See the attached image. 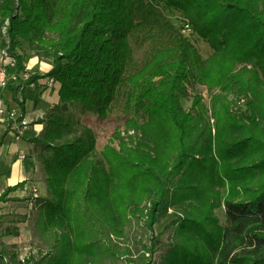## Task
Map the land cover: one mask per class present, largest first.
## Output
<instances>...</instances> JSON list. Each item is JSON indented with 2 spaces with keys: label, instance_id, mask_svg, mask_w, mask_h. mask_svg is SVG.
I'll list each match as a JSON object with an SVG mask.
<instances>
[{
  "label": "trees",
  "instance_id": "16d2710c",
  "mask_svg": "<svg viewBox=\"0 0 264 264\" xmlns=\"http://www.w3.org/2000/svg\"><path fill=\"white\" fill-rule=\"evenodd\" d=\"M156 1L182 13L212 48L208 59L190 43L174 42L126 77L139 0H0L3 34L18 72L26 68L16 52L23 44L53 63L27 86L54 79L60 105H82L104 119L117 87L127 83L124 123L137 128L129 116L135 111L145 121L164 119L169 130L160 152L107 146L99 157L92 129L84 127L71 139L65 107H57L62 113H51L42 134L29 140L45 152L50 196L36 200L44 230L59 232L66 248L74 235L72 249L83 255L82 239L123 237L131 217L142 218L144 229L153 232L174 208L178 242L164 264H264V0ZM192 84L218 92L212 97L215 134L210 130L204 139L208 148L194 142L195 117L181 105ZM201 101L196 97L194 107ZM20 106L25 116L24 102ZM194 163L202 179L190 174ZM216 170L229 184L222 199L216 190L221 175L206 180ZM23 186L7 189L0 204ZM221 206L225 224L216 215ZM143 250L140 264H150L152 245ZM7 256L0 250V264H7Z\"/></svg>",
  "mask_w": 264,
  "mask_h": 264
},
{
  "label": "rangeland",
  "instance_id": "374dc122",
  "mask_svg": "<svg viewBox=\"0 0 264 264\" xmlns=\"http://www.w3.org/2000/svg\"><path fill=\"white\" fill-rule=\"evenodd\" d=\"M136 26L130 33L129 41L133 48L132 59L126 67V77L132 76L140 72L147 63L153 58L155 52L162 47L172 46L174 42H188L194 46L199 55L204 59H208L213 50L210 45L200 38L187 23L182 13L173 8L167 7L163 2L156 0H139L135 11ZM189 25V29L186 27ZM4 26L0 19V66L6 65L12 58V54L8 47L9 40L3 34ZM26 67L30 66L31 60L38 61L35 67H32L31 74L43 77L46 71L50 69L48 64L52 65L51 60L41 58L32 51L27 44H23L17 49ZM243 66H240L242 68ZM251 68L250 65L247 66ZM42 79V78H41ZM40 80V79H39ZM27 82L21 81L25 85V89L21 91L17 88H8L0 91L2 98L8 105V108H15L22 113L20 103L34 105L33 119L28 120L30 126L25 130L23 135L19 134L18 125L8 126L5 136L12 133L13 141L11 144L20 143L25 148L19 149L17 155L19 160L29 165L33 170L31 177L24 182V186L16 192H12L7 197V201L0 204V250L8 253L7 264H14V257L17 261L27 262L29 259L31 264H140L141 254L144 252L143 246L151 247L152 252L146 255L150 264H164L171 246L178 242L176 239V228L173 222L177 219L174 208L169 209L167 214L163 216L159 223L154 226L153 232L146 231L143 219L132 218L128 221L125 235L123 237H114L109 241L100 243L104 235L82 239L80 246L87 249L86 252L79 255L72 249L74 235L70 236L66 248L63 236L59 233H51L44 230V220H41V210L36 206V200L49 198V189L46 182V173L42 157L45 152L42 146L37 143H31L29 140L38 137L45 129L47 121L51 119V113H62L56 110L57 107H65L63 111L64 119L71 123L72 129L70 138L82 133L84 127L92 129L96 137V150L98 156L107 146H115L118 150L123 146L138 147L140 150L155 153L163 149V141L169 137L164 119L156 118L151 121H145V118L135 111H131L129 116L138 122L137 128L128 126L124 123V117L128 115L127 96L129 86L127 83L120 84L113 97L107 116L100 119L98 114L89 111L82 105L62 106L57 102V93L55 88H50L47 82H37L36 85L27 86ZM28 88L33 89V93L26 97ZM48 89L51 93L49 102L54 103L47 112L41 111L38 102L40 91L45 92ZM7 94V95H6ZM218 94L217 91H209L206 87L192 84L188 86L187 93L181 97V105L186 112H191L195 117V135L194 142L198 146L208 148L210 142L207 139L209 131L215 134V120L213 118L212 97ZM6 97H10L6 98ZM196 97H202L201 104L194 107ZM234 95H229L228 99L233 101ZM57 103V104H56ZM37 124H41V132ZM30 133V134H27ZM25 135V136H24ZM26 135L32 138H25ZM20 137V139H17ZM26 140L27 142H24ZM4 141V139H3ZM3 141L1 143L3 144ZM0 143V145H2ZM29 143V144H28ZM214 147V145H213ZM24 157V159H21ZM203 159V155L196 156ZM194 167L190 169V174L202 179L199 171V164L194 163ZM221 177H219V175ZM223 179L220 171H215L212 177H206L207 182L211 183L214 177ZM217 181V179H216ZM216 190L219 191L221 199L229 184L226 181L217 182ZM38 190L35 197L33 189ZM38 198V199H37ZM216 215L222 224L226 219L222 206L216 210ZM86 228V226L84 225ZM154 237V240H152ZM93 242V245L91 243ZM109 248V251L108 249ZM133 261V262H131Z\"/></svg>",
  "mask_w": 264,
  "mask_h": 264
},
{
  "label": "crops",
  "instance_id": "0c3cea01",
  "mask_svg": "<svg viewBox=\"0 0 264 264\" xmlns=\"http://www.w3.org/2000/svg\"><path fill=\"white\" fill-rule=\"evenodd\" d=\"M34 60V59H33ZM31 60L30 66L35 67L36 63L38 64V61ZM33 62V63H32ZM50 69L46 71V74L49 73L52 70V65L48 64ZM30 67V68H32ZM45 75V74H44ZM42 75V76H44ZM48 78H42L38 80L39 82H47ZM37 81V82H38ZM37 82L34 84L36 85ZM53 88H55V91L57 93L56 100L59 102V96H58V90H59V85L56 84ZM45 92L40 91V95H38V102H39V107L40 110L43 111H48L52 106H54V103H50L49 99L51 96V93L48 89H45ZM33 89L28 88L26 91L25 96L29 97L30 94L33 93ZM1 94V93H0ZM7 95V94H6ZM9 98L10 97H6ZM26 103H24L25 108H26V114L25 118L27 120H32L33 117V111H34V105L32 104L31 106L28 105V98H26ZM57 104V103H56ZM35 126H38L39 128L42 126L41 124H37ZM8 127L6 126H1L0 127V143L3 141V144L0 145V196L9 188L15 187L16 185L26 182L32 175L33 170L30 168L29 165H26L24 162L19 160V156L17 155L19 149H24L25 147L20 144V143H15L11 144L13 141L12 133L10 132L5 136V131ZM40 129H36L37 132H41ZM30 134V133H27ZM25 136V135H24ZM27 139L32 138L29 135H26ZM24 142H27L24 140ZM29 144V143H28Z\"/></svg>",
  "mask_w": 264,
  "mask_h": 264
},
{
  "label": "built area",
  "instance_id": "2783aa9c",
  "mask_svg": "<svg viewBox=\"0 0 264 264\" xmlns=\"http://www.w3.org/2000/svg\"><path fill=\"white\" fill-rule=\"evenodd\" d=\"M186 27L188 29L190 28L188 24H186ZM17 69V62L13 58H11L6 65L0 66V91H4L10 87L12 88L14 85L18 86L21 91L25 89L26 86L22 85L21 81L25 83L30 80L32 68L26 67L22 72H18ZM56 84L54 79L47 80V85H49L50 88H53ZM14 123L18 125L20 135H23L25 130L30 126V123L21 112L17 111L15 108L9 109L5 101L0 98V127H8L14 125ZM17 139H20V137H17ZM21 159H24V157H21ZM33 192L35 193V197H38V190L36 188L33 189Z\"/></svg>",
  "mask_w": 264,
  "mask_h": 264
},
{
  "label": "bare ground",
  "instance_id": "6f19581e",
  "mask_svg": "<svg viewBox=\"0 0 264 264\" xmlns=\"http://www.w3.org/2000/svg\"><path fill=\"white\" fill-rule=\"evenodd\" d=\"M34 61H35V60H33V62H34ZM33 62H32V63H33Z\"/></svg>",
  "mask_w": 264,
  "mask_h": 264
}]
</instances>
